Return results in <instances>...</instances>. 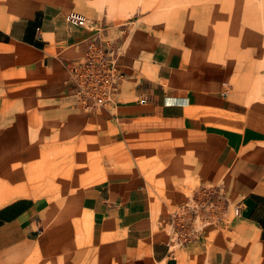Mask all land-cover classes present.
Wrapping results in <instances>:
<instances>
[{"label": "crops", "instance_id": "obj_1", "mask_svg": "<svg viewBox=\"0 0 264 264\" xmlns=\"http://www.w3.org/2000/svg\"><path fill=\"white\" fill-rule=\"evenodd\" d=\"M33 2L0 10V64L27 69L33 55L46 75L64 76L85 32L52 9H32ZM235 69L230 57L197 73L180 62L144 65L140 78L121 68L116 109L98 110L105 122L99 176L76 196L79 216L93 223L100 264H264V99L249 96L245 103L234 94ZM149 175L183 185L159 195ZM188 183L217 188L239 213L230 218L219 209L215 214L226 218L177 243L165 199L170 192L184 198ZM63 215L59 203L45 198L0 204V264H27L35 250L56 254L50 240Z\"/></svg>", "mask_w": 264, "mask_h": 264}, {"label": "rangeland", "instance_id": "obj_2", "mask_svg": "<svg viewBox=\"0 0 264 264\" xmlns=\"http://www.w3.org/2000/svg\"><path fill=\"white\" fill-rule=\"evenodd\" d=\"M26 2L0 0V10H8L10 5L22 8ZM33 3L32 9H52L68 25L67 14L84 16L88 20L86 27H74L83 30L86 36L97 32L102 40L118 43L119 66L130 77L140 78L144 65L155 68L160 62H180L197 73L196 69L203 64L230 57L236 64L234 94L242 96L245 103L249 96L264 99L260 97L264 96V0H34ZM29 58L31 66L19 71L12 67L4 70V66L14 62L0 64V181L4 182L0 184V204L28 196L57 202L64 209L50 240L54 245L50 250L57 253L43 255L35 250L27 264H100L92 245L93 223L87 216H79L76 196L99 176L104 147L98 139L105 126L104 116L74 101L68 91V73L46 75L40 62L37 64L33 55ZM24 169L30 170L27 178ZM43 177L45 184L40 182ZM148 181L159 195L183 185L155 181L151 175ZM198 186L186 184L181 199L170 192L173 197L165 199L169 217L180 206L195 203L211 210L209 222L201 228L213 219L226 218L215 214L219 209L228 210L230 218L235 216V201L215 187ZM201 187L212 192L201 193L198 191ZM199 225L200 220L194 221L193 227Z\"/></svg>", "mask_w": 264, "mask_h": 264}, {"label": "built area", "instance_id": "obj_3", "mask_svg": "<svg viewBox=\"0 0 264 264\" xmlns=\"http://www.w3.org/2000/svg\"><path fill=\"white\" fill-rule=\"evenodd\" d=\"M65 20L78 28H85L88 24L84 16L75 12L67 14ZM119 54V44L102 40L97 32L81 40L79 55L66 66L68 91L78 105L96 110L116 109L115 96L124 77L118 63ZM198 191L206 195L212 192L204 187L199 188ZM208 211L211 210L196 203L180 206L167 220L170 236L177 243L196 237L202 229L201 226L209 222ZM238 213L239 208L236 206L233 215L237 216ZM197 220L201 221L198 228L193 227L194 221Z\"/></svg>", "mask_w": 264, "mask_h": 264}]
</instances>
